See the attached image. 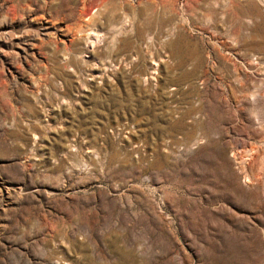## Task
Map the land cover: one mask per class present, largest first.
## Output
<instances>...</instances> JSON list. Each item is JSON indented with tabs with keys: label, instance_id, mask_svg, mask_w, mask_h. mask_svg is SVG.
Instances as JSON below:
<instances>
[{
	"label": "rangeland",
	"instance_id": "1",
	"mask_svg": "<svg viewBox=\"0 0 264 264\" xmlns=\"http://www.w3.org/2000/svg\"><path fill=\"white\" fill-rule=\"evenodd\" d=\"M0 264H264V0H0Z\"/></svg>",
	"mask_w": 264,
	"mask_h": 264
}]
</instances>
